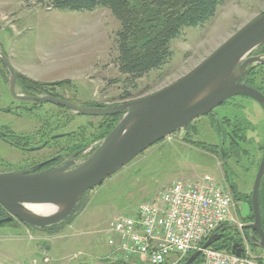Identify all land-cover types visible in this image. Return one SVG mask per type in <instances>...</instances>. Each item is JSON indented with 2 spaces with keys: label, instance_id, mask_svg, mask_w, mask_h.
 Returning a JSON list of instances; mask_svg holds the SVG:
<instances>
[{
  "label": "rangeland",
  "instance_id": "rangeland-1",
  "mask_svg": "<svg viewBox=\"0 0 264 264\" xmlns=\"http://www.w3.org/2000/svg\"><path fill=\"white\" fill-rule=\"evenodd\" d=\"M219 1L212 19L185 28L172 41V57L166 64L131 87L115 63L120 23L107 8L48 10L37 0H0V172L30 171L37 162H47L38 171L69 161L70 169L78 168L105 140L107 135L102 134L112 121L81 116L49 103L35 108L19 103L35 96L22 92L16 69L28 78L48 83L69 78V85L56 91L78 107L93 102L98 107L125 104L128 110L141 98L180 79L264 12V0ZM250 56H262L264 60V43ZM3 59L14 69L13 75ZM242 63L238 62L233 72H239ZM243 80L264 89V64L248 66ZM43 96L51 95H36ZM121 118H116V125ZM71 144L81 145L77 153L66 150ZM263 144L264 108L249 97H232L86 192L69 216L57 224L40 228L17 221L16 225L1 226L0 264H122L115 262L113 249L107 244L111 217L134 216L142 202L154 201L173 181L194 182L207 174L230 193L233 214L249 226L254 222L251 203L257 173V166L249 167L255 162L250 153L256 155L258 165L264 154ZM36 146L41 147L39 151L29 150ZM261 214L264 219V189ZM2 216L10 217L6 210H0ZM247 234L251 236V232ZM257 237L252 241L244 237L243 245L256 264H264V248Z\"/></svg>",
  "mask_w": 264,
  "mask_h": 264
},
{
  "label": "water",
  "instance_id": "water-1",
  "mask_svg": "<svg viewBox=\"0 0 264 264\" xmlns=\"http://www.w3.org/2000/svg\"><path fill=\"white\" fill-rule=\"evenodd\" d=\"M263 42L264 12L242 26L180 79L141 98L128 110L125 104L78 107L73 102L54 96L25 97L28 100L56 103L86 116L122 115V118L91 157L78 168L70 169L69 161L44 171L0 172V205L10 215L0 221V224L12 218L32 227L43 228L56 224L69 216L76 202L86 192L103 183L153 145L195 119L208 115L232 97H249L264 108V94L242 82L248 66L264 64L262 56L248 57ZM242 60L239 72H233L235 65ZM3 63L13 75L14 69L10 63L5 59ZM220 80V85L206 92ZM263 176L264 154L253 184L254 222L248 226L257 233L256 240L264 248V227L259 201ZM61 202L70 203V207L45 217H35L26 209V204ZM220 237V233L210 235L203 248L210 247ZM240 253V249L236 251L237 255ZM200 254V251L193 253L184 264H192Z\"/></svg>",
  "mask_w": 264,
  "mask_h": 264
},
{
  "label": "trees",
  "instance_id": "trees-1",
  "mask_svg": "<svg viewBox=\"0 0 264 264\" xmlns=\"http://www.w3.org/2000/svg\"><path fill=\"white\" fill-rule=\"evenodd\" d=\"M37 2L48 10L93 11L97 8H107L110 10L120 23V28L118 29L115 38L117 49L115 63L119 73L126 77V83L131 87H136V81L138 79L148 75L154 70L160 69L166 64L172 57V41L176 39L185 28L198 27L212 19L220 5L219 0H37ZM16 79L24 94L35 97L39 94L49 93L51 96L64 98L62 94H59L58 91H56V88L63 89L66 85H69L68 80L51 83L40 82L32 80L18 72L16 73ZM242 82L260 90L264 94V89L262 87L256 86L247 80H243ZM19 103L30 104L31 108H35L36 106L45 103L58 105L57 107L62 106L51 102L36 100L23 101L22 99L19 100ZM98 106L100 105L92 102L83 104L81 107ZM65 109L71 110L67 107H65ZM10 112L11 110H6V113ZM78 114L86 116L80 113ZM118 116L119 115L97 116L112 120L110 123H108V121L105 122L108 123V125L106 124L105 132H103L102 135H108L112 131L116 125V122L114 121H117L116 118ZM231 128L233 129V127ZM243 128L245 129L244 126ZM1 135L5 136L4 134ZM56 138L59 139L58 137H54V139ZM28 140L29 139L25 141ZM245 143H247V141ZM80 148V144H71L66 150L69 152L71 151L73 154L77 153ZM262 149L264 150V144ZM251 154L254 155L253 158L256 157L253 152L250 153V157H252ZM38 167L39 166L37 165L36 168L30 171H23L36 172L38 171ZM263 182L264 176L259 191L261 208L262 192L264 189ZM0 210L3 212L5 211L2 206L0 207ZM262 224L264 227L263 218ZM244 229L245 231L242 233L234 225L227 223L221 225L215 231L216 233H220L221 237L213 242L210 247L216 250L233 252L243 246L244 237L252 241L253 238L258 236L256 232L249 230L247 225ZM247 232H251L250 237ZM205 242L206 239L203 243ZM187 258H185L184 261L187 260ZM202 263L203 255H199L192 264Z\"/></svg>",
  "mask_w": 264,
  "mask_h": 264
},
{
  "label": "built area",
  "instance_id": "built-area-1",
  "mask_svg": "<svg viewBox=\"0 0 264 264\" xmlns=\"http://www.w3.org/2000/svg\"><path fill=\"white\" fill-rule=\"evenodd\" d=\"M226 223L240 231L246 226L233 214L230 193L207 174L194 182L173 181L154 201L142 202L134 216L113 215L107 244L122 264H184L198 251L202 264H256L244 245L233 252L203 248Z\"/></svg>",
  "mask_w": 264,
  "mask_h": 264
},
{
  "label": "bare ground",
  "instance_id": "bare-ground-1",
  "mask_svg": "<svg viewBox=\"0 0 264 264\" xmlns=\"http://www.w3.org/2000/svg\"><path fill=\"white\" fill-rule=\"evenodd\" d=\"M223 80V79H222ZM222 80L214 83L206 92L210 89L215 88L216 86L222 83ZM70 207V203L61 202V203H42V204H26V209L30 211L35 217H45L63 211Z\"/></svg>",
  "mask_w": 264,
  "mask_h": 264
},
{
  "label": "flooded vegetation",
  "instance_id": "flooded-vegetation-1",
  "mask_svg": "<svg viewBox=\"0 0 264 264\" xmlns=\"http://www.w3.org/2000/svg\"><path fill=\"white\" fill-rule=\"evenodd\" d=\"M213 112V111H212ZM1 134H3V133H1ZM244 136H245V141L244 142H246L247 141V136L244 134ZM47 145V143H44L43 144V146H46ZM40 148L41 147H38V146H36V147H31L29 150L30 151H39L40 150ZM251 158H253V157H250V159ZM254 160H255V162L254 163H252V164H250L249 165V167H255V166H257V171H258V168H259V166H260V164H261V161H262V159L258 162V165H257V161H256V159H257V157H255V158H253ZM246 163H247V161H246ZM39 164V162H37L35 165H33V168H36V166ZM248 167V166H247ZM7 218H9V216H2V217H0V221H2V220H5V219H7ZM17 221L19 222V223H22L21 221H19L18 219H16V218H12L11 220H7V221H5V222H1V224H0V227L1 226H3V225H8V224H13V225H16L17 224ZM23 224V223H22Z\"/></svg>",
  "mask_w": 264,
  "mask_h": 264
},
{
  "label": "crops",
  "instance_id": "crops-1",
  "mask_svg": "<svg viewBox=\"0 0 264 264\" xmlns=\"http://www.w3.org/2000/svg\"><path fill=\"white\" fill-rule=\"evenodd\" d=\"M15 71H16V72H15V77H16V73H17V72H18V73H21V72H20L19 70H17V69H16ZM29 78L34 79L33 77H30V76H29ZM68 79H69V78H65V79H63V80H68ZM34 80H37V79H34ZM37 81H39V80H37ZM59 81H62V80H59ZM40 82H45V81H41V80H40ZM46 82H49V81H46ZM55 82H56V81H55Z\"/></svg>",
  "mask_w": 264,
  "mask_h": 264
}]
</instances>
